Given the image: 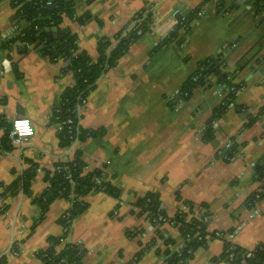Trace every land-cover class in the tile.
<instances>
[{
	"label": "crops",
	"instance_id": "1",
	"mask_svg": "<svg viewBox=\"0 0 264 264\" xmlns=\"http://www.w3.org/2000/svg\"><path fill=\"white\" fill-rule=\"evenodd\" d=\"M144 8L152 14L150 30L97 80L81 106L80 125L98 135L63 146L53 115L75 79L62 73L66 60L51 61L39 48H5L12 26L24 24L17 22L12 0H0V142L17 116L29 117L35 128L19 145L9 133L11 149L0 150L1 264H45L38 252L65 235L60 218L71 206L63 197L51 198V177L79 152L86 171L104 170L120 190L119 197L89 193L88 208L69 227L66 241L86 250L83 264H164L157 226L140 216L137 205L150 192L159 194L171 217L187 202L209 205V231L225 232L185 264H231L217 261L226 240L248 249L264 243V198L254 206L257 213L247 205L252 193L264 191V178L256 175L264 164V0H76V16L88 17L65 15L47 31L52 38L71 32L95 60L101 41L114 43ZM182 10L189 13L180 21ZM196 10L202 15L194 16ZM192 15L188 33L186 26L180 30L182 42L158 49ZM211 57H220V69L233 73L242 88L207 140L225 86L212 74L190 96L182 90ZM251 118L256 121L248 126ZM32 166L25 191L19 179ZM161 230L180 247L177 227L166 222Z\"/></svg>",
	"mask_w": 264,
	"mask_h": 264
},
{
	"label": "trees",
	"instance_id": "2",
	"mask_svg": "<svg viewBox=\"0 0 264 264\" xmlns=\"http://www.w3.org/2000/svg\"><path fill=\"white\" fill-rule=\"evenodd\" d=\"M75 1L12 0V4L16 8L17 22H22L24 25L21 26L19 33L5 41V48L9 51L14 49L13 46L17 42H27L32 44L34 48H39L41 54L51 61H68L62 73L70 72L75 79V85L62 92L60 105L53 115L57 122L72 120L59 131L63 146L72 144L76 139L85 140L88 137L98 135L99 132L84 129L79 124L78 107L85 102L97 80L110 68L117 65L129 47L141 35L150 30L152 21L151 12L147 11V8L142 9L135 15L131 23L117 34L114 43L109 39L101 41L99 56L94 60L80 50L77 37L71 32H65L57 38H52L47 31L48 28L58 27L63 22L65 15L79 21H84L88 17L87 14L82 17L76 16ZM198 10L194 12V16L197 15ZM192 18L193 15L179 23L176 30L159 43L158 49L175 42L181 43L184 37L180 34V30L185 26L187 27ZM187 29L188 27L186 28L188 33ZM222 62L220 57H211L201 61L198 69L186 81L182 90L184 93L188 92L190 96L192 91L197 86L205 84L212 74L215 75L218 85L225 86V104H220L215 108L205 132L207 140L213 138L211 123L220 118L229 109L230 104L235 105L237 93L242 88L241 84L233 82V73L223 72L220 69ZM255 121L256 118H251L247 125L251 126ZM10 130L9 128L5 138L0 142V150L11 149ZM85 167L86 163L79 152L74 160L58 164L54 175L51 177V198L63 197L70 201L71 206L60 218V222L66 231L65 235L52 238L49 248L38 252V257L45 264H83L86 250L78 243L67 242L66 233L73 221L88 208L89 205L85 197L91 192L99 191L115 197L120 196L119 188L107 179L104 170L86 171ZM34 170L35 167L32 166L20 176L19 183L22 184L25 191H28L30 180L35 173ZM256 175L258 180L264 178V164L257 169ZM69 176L71 177L69 178ZM263 198L264 191L254 192L247 199V205L249 208L257 206ZM39 201L42 203L44 200L39 199ZM43 204L46 206L45 202ZM137 205L140 208V216L157 226V237L164 242V247H158L157 251L163 255L164 264H185L194 257L198 249L206 248L212 238L225 234V232L209 231L208 218L211 211L207 204L187 202L186 209H180L171 217L163 207L159 194L150 192L140 198ZM45 212L46 209L43 210V215ZM160 217L167 220H159ZM166 222L177 227L182 240L180 247L176 246L177 241L175 239L163 236L161 226ZM151 243L156 245V239ZM224 259H227L231 264H264V243L248 249L226 240L224 250L217 261ZM3 260L0 259V264Z\"/></svg>",
	"mask_w": 264,
	"mask_h": 264
},
{
	"label": "built area",
	"instance_id": "3",
	"mask_svg": "<svg viewBox=\"0 0 264 264\" xmlns=\"http://www.w3.org/2000/svg\"><path fill=\"white\" fill-rule=\"evenodd\" d=\"M202 13H203V11L201 10V11H199L197 13V15H200L201 16ZM20 31H21V26H19V25L12 26L10 32H8V34H7L8 39L14 37ZM18 47H25L26 49L31 50L33 48V45L32 44H29L27 42H17L13 46V48H14L13 50L17 49ZM66 64H68V61H67ZM182 94H183L184 97L188 96V92H185V93L183 92ZM224 98H225V96L222 98L221 104H225ZM232 105L233 104H230L229 105V108ZM81 106L82 105H80L78 107V113L80 112ZM71 122H72L71 119H67L65 121L58 122L59 129L60 130L63 129V126L65 124H69ZM79 122H80V120H79ZM211 124H212V127H215L217 125L216 119ZM34 135H35V128L33 126L32 120L29 117H27V116H17L15 118H13V120L11 122L10 137H11L12 143L14 145L22 144L23 142L29 140ZM78 141H79L78 139L75 140V142H78ZM70 177L71 176H69V178ZM252 211L257 213L258 212V209L256 207H252ZM159 220L166 221L167 219L164 218V217H160Z\"/></svg>",
	"mask_w": 264,
	"mask_h": 264
},
{
	"label": "water",
	"instance_id": "4",
	"mask_svg": "<svg viewBox=\"0 0 264 264\" xmlns=\"http://www.w3.org/2000/svg\"><path fill=\"white\" fill-rule=\"evenodd\" d=\"M188 13H189V10H186V11H183V10H182V12H180L179 14H177L176 17H177L178 20L181 21V20L184 19V17H185ZM65 31H66V30H64L63 32H65ZM22 50H23V51H26L27 49H26V48H22Z\"/></svg>",
	"mask_w": 264,
	"mask_h": 264
}]
</instances>
